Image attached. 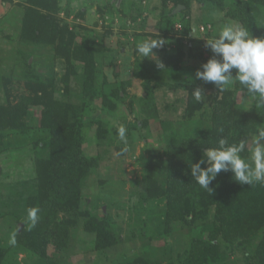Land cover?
Listing matches in <instances>:
<instances>
[{
    "label": "rangeland",
    "instance_id": "obj_1",
    "mask_svg": "<svg viewBox=\"0 0 264 264\" xmlns=\"http://www.w3.org/2000/svg\"><path fill=\"white\" fill-rule=\"evenodd\" d=\"M21 1L0 0V103L5 100V88L14 103L28 94L24 75L27 70L23 64L28 58L33 73L41 78H53L56 99L79 106L82 69L78 66V73L70 77L68 92L64 93L60 79L65 73L64 59L54 56L52 46L19 40L22 8L18 4ZM241 1L222 0L223 10L196 0L190 2L187 10L181 8L173 12L174 7L173 28L168 36H163L158 29V20L162 12L173 6L171 0L165 4L161 0H120L118 4L117 0H61L64 9L57 13V17L60 23H66L69 29L75 31L74 43L80 44L86 35L94 40L92 51L96 62V86L103 93L123 88L125 95L120 91L121 98H114L117 104L115 112L100 116L110 132L104 138H97L96 123L86 124L83 148L88 155L95 156L98 162L82 183L79 206V210L95 216H99L101 211L108 214L121 241L115 246L96 251L93 248L95 235L83 228V218H80L63 253L55 252L51 245L47 247V253L54 260L61 264H107L122 258V255H141L151 264H165L175 249L179 250L185 245L187 237L198 235L199 231L194 227L177 229L179 224L175 225L176 229L165 232L162 222L164 201H156L153 204L155 206L151 205L150 208L148 205L141 206L145 182L139 156H146L147 147L161 151L171 134L180 138L198 135L201 124L209 114V102L215 91L206 90L203 81L195 79V72L201 68L203 60L197 55H213L204 46L206 39L215 36L224 22L237 21L227 11ZM248 7L255 28L260 30V36H264V25H260L264 23V6L250 2ZM80 11L82 15H79ZM185 20H190L188 35L183 28ZM179 23L181 28L176 26ZM202 25L204 30L200 31ZM158 37L165 44L153 49L156 58H141L136 51L137 44ZM176 38L183 39L180 46L185 54L180 63L181 69L157 68L156 61L160 60L164 49L171 52L177 47ZM163 82L169 85L182 84L191 92L200 87L204 96L203 107L192 117L184 118L188 90L158 86ZM145 91L150 94L145 96ZM244 95L238 90L236 103L245 108L253 107L255 101ZM143 96L144 99H138ZM100 101L96 98L93 102L89 115L91 119L100 113ZM128 104L134 107L131 113L125 107ZM124 108L126 115L120 113V109ZM28 109L33 114V123H36L38 107L30 104ZM259 110L261 125L264 124V111ZM141 120L146 121V126L139 124ZM121 125L127 129V152L116 147L122 149L124 146L117 135ZM254 133L251 132L248 138ZM2 143L0 248H6V252L0 264H45L38 255L15 241L16 226L20 229L29 222L22 199L29 189L31 191L35 180L31 140L27 136L11 134ZM241 259L242 252L236 251L229 256L228 261L230 264H242Z\"/></svg>",
    "mask_w": 264,
    "mask_h": 264
},
{
    "label": "trees",
    "instance_id": "obj_2",
    "mask_svg": "<svg viewBox=\"0 0 264 264\" xmlns=\"http://www.w3.org/2000/svg\"><path fill=\"white\" fill-rule=\"evenodd\" d=\"M161 1L165 4L169 0ZM171 1L173 6L162 12L158 20V29L163 36H168L173 28L172 9L183 5L187 10L192 0ZM196 1L210 3L220 10L224 8L222 0ZM250 2L264 6V0H243L227 13L249 28L252 34L260 36L261 32L255 28L249 11ZM18 5L22 8L19 40L52 46L54 56L64 59L65 73L60 77L64 93L68 92L70 77L78 73V66L82 69L79 106L56 99L53 78L45 79L33 73L28 58L23 62L27 70L24 75L28 94L14 103L5 88V100L0 103V147L11 134L27 136L31 140L35 172L31 191L29 189L22 199V206L27 218L30 208H38L39 219L34 227L30 221L20 229L16 226L15 241L38 255L43 263L61 264L52 255L49 256L47 247L51 245L55 252L63 253L80 218H83V228L95 235L93 248L96 251L121 241L108 214L101 211L99 216H95L79 210V206L82 183L98 162L83 148L86 124L96 123L97 138H104L110 132L100 116L115 112L117 104L114 98H121L120 91L125 93L123 88L103 93L96 86V62L92 51L94 40L86 35L80 44L74 43L75 31L69 29L66 23H60L57 17V13L64 9L61 0H23ZM189 23L190 20L183 22L186 35L191 30ZM176 42L177 47L171 52L164 49L160 58L165 69H181L180 63L185 54L180 46L183 39L176 38ZM197 56L203 59L202 63L211 57H203L201 53ZM159 85L188 90L184 118L192 117L203 107V101L197 102L191 90L182 84L163 82ZM203 85L206 90L215 92L211 95L210 111L198 135L180 138L171 134L161 151L147 147L146 156H139L145 182L141 206L148 205L150 208L156 201H164L162 222L165 232L176 229L178 224L177 229L194 227L199 231L196 237H187L185 245L175 249L165 264H230L229 256L236 251L242 252V264H264V185L241 184L234 179L232 172L222 171L209 185L212 191L205 190L193 180L190 168L202 158L205 163L201 167H207L210 162L204 158V152L215 147L218 138L227 136L232 143L255 132L256 126L262 122L260 110L255 105L245 108L236 103V92L240 90L244 93L239 84L224 93H219L210 82H203ZM144 93L145 96L150 94L147 91ZM96 98L101 100L100 113L91 119L89 115ZM138 99L142 100L144 96ZM30 104L39 109L36 123H33V114L28 109ZM125 107L129 113L134 111L132 104ZM120 113L126 115V110L120 109ZM139 124L146 126V121L141 120ZM219 127L225 129L223 133L216 131ZM249 154L246 151L242 155ZM5 252L6 248H0V263ZM107 264L151 263L141 255H122V258Z\"/></svg>",
    "mask_w": 264,
    "mask_h": 264
},
{
    "label": "clouds",
    "instance_id": "obj_3",
    "mask_svg": "<svg viewBox=\"0 0 264 264\" xmlns=\"http://www.w3.org/2000/svg\"><path fill=\"white\" fill-rule=\"evenodd\" d=\"M164 44L160 37L147 39L137 44L136 51L141 58L155 59L153 49L161 48ZM204 46L213 55L196 70L195 79L212 83L219 93L239 84L244 96L251 97L256 108L264 111V36H254L249 28L238 21H228L222 24L215 36L206 39ZM156 66L165 69L160 60L156 61ZM191 93L197 102L204 100L200 87ZM224 130L219 127L216 131L223 133ZM126 133V127H118L117 135L124 145L122 152L128 151ZM246 151L250 153L249 156L242 155ZM204 158L210 161L207 167H201L205 163L202 158L191 164L190 168L193 180L205 190L212 191L209 185L222 171L232 172L234 179L241 184L264 185V124L257 125L250 138L238 142L230 143L227 136L218 138L216 146L204 152ZM38 213L36 207L28 210V220L33 227L38 222Z\"/></svg>",
    "mask_w": 264,
    "mask_h": 264
},
{
    "label": "water",
    "instance_id": "obj_4",
    "mask_svg": "<svg viewBox=\"0 0 264 264\" xmlns=\"http://www.w3.org/2000/svg\"><path fill=\"white\" fill-rule=\"evenodd\" d=\"M120 0H117V4L119 3ZM181 8H184L183 5H177L176 8L173 10V12H178ZM125 110V108H124ZM207 151V150H206ZM207 162H210L207 160Z\"/></svg>",
    "mask_w": 264,
    "mask_h": 264
},
{
    "label": "built area",
    "instance_id": "obj_5",
    "mask_svg": "<svg viewBox=\"0 0 264 264\" xmlns=\"http://www.w3.org/2000/svg\"><path fill=\"white\" fill-rule=\"evenodd\" d=\"M176 26H178L179 28H181V24L179 23V24H176ZM206 27H209V25H207ZM200 31H203L204 30V26L202 25V26H200ZM206 29V28H205Z\"/></svg>",
    "mask_w": 264,
    "mask_h": 264
}]
</instances>
